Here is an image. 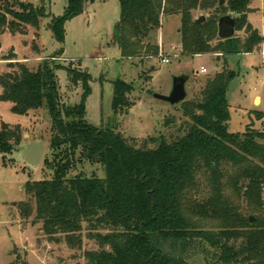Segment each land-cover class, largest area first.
<instances>
[{
    "label": "trees",
    "instance_id": "16d2710c",
    "mask_svg": "<svg viewBox=\"0 0 264 264\" xmlns=\"http://www.w3.org/2000/svg\"><path fill=\"white\" fill-rule=\"evenodd\" d=\"M221 1L120 0L114 44L123 57H157L159 46L152 34L161 28L163 15H177L183 57L249 54L259 49L263 37L248 20L255 0ZM0 3L5 9L0 12V35L7 31L25 35L29 27L39 29L42 20L51 18L48 29L63 45L66 22L84 12L87 0H68L62 17L49 14L45 4ZM14 5L22 10L14 12ZM198 11L210 16L200 23L195 18ZM229 13L240 16L236 31H245L244 41L218 37L219 19ZM213 41H217L215 46ZM62 53L63 49L56 55ZM12 55L4 59L10 61L12 71L0 75V101L12 103V113L21 116L45 107L53 131V160H46L53 177L26 184L28 199L18 205L24 220L34 217V224H41L45 235L64 236L72 250H82L87 225V239L98 249L84 253L86 264H196L197 258L205 264H264V220L251 222L225 196L230 186L250 207L264 205V131L251 127L243 135L229 131L227 93L235 72L226 68L208 77L199 94L181 103L189 121L176 135L139 141L87 121L89 73L66 68L70 82L84 90L79 104L66 106L61 104L55 74L61 65L46 60L33 71ZM113 88L112 108L117 114L131 107L128 95L133 86L117 80ZM257 120H264V112ZM23 137L20 125L3 123L0 155L11 154ZM77 154L101 165L105 179L70 177ZM203 182L209 189L205 200L197 198ZM196 217L219 221L220 228L200 229Z\"/></svg>",
    "mask_w": 264,
    "mask_h": 264
},
{
    "label": "rangeland",
    "instance_id": "374dc122",
    "mask_svg": "<svg viewBox=\"0 0 264 264\" xmlns=\"http://www.w3.org/2000/svg\"><path fill=\"white\" fill-rule=\"evenodd\" d=\"M21 1L35 6L45 4L47 12L56 17L65 16L68 9V0ZM251 9L248 20L263 37L261 47L253 53L183 57L179 34L181 18L163 15L161 28L152 34L159 46V56L127 58L113 41V29L121 15L120 0H87L84 12L66 22L63 45L48 29L51 18L42 20L39 29L29 27L25 35H13L8 31L1 34L0 75L12 71L8 67L10 61L4 60L14 58L12 53L16 55L15 61L33 71L46 60L54 62L62 66L55 72L61 104L74 106L81 102L84 90L81 85L70 82L66 68L87 72L91 76V94L86 100L87 121L98 128L111 127L128 139L141 141L148 137L169 138L189 121L181 103L171 105L155 98L157 94L171 93L175 76H190L186 90L187 99H191L202 91L208 77L227 68L236 73L227 93L229 131L241 135L248 127L264 131V120H257L258 114L264 112V0H255ZM12 10L19 12L22 9L14 5ZM0 12H5L3 4ZM201 16L207 19L210 14L195 12L196 19ZM7 18L13 20L10 15ZM235 37L244 41L248 35L245 31H236ZM211 44L215 46L217 41ZM61 49L62 55H56ZM163 58L169 59L170 63L162 62ZM202 67L206 73L201 72ZM117 80L132 85L133 91L128 95L131 107L115 114L113 83ZM257 96L260 97L255 100ZM12 106V103L0 101V130L3 123L20 125L24 137L11 154L0 155V264H86L84 253L98 249L94 241L87 239V225H84L82 250H72L64 236L50 238L42 232L41 224H34V217L24 220L20 215L18 205L28 199L26 184L53 177L51 166L46 164V160H53L50 150L53 131L51 116L45 107L21 116L12 113ZM33 142L45 144L42 162L35 169L16 160L22 146ZM228 170L233 172L232 168ZM76 175L105 179L106 172L101 165L92 164L77 154L70 177ZM202 186L197 198L205 200L209 189L204 182ZM225 196L240 207V214L255 221L264 220V205L260 209L250 207L244 196H236L230 186L226 188ZM195 221L200 229L217 231L220 228L219 221H202L197 217ZM195 263L205 264L200 258Z\"/></svg>",
    "mask_w": 264,
    "mask_h": 264
},
{
    "label": "water",
    "instance_id": "95a60500",
    "mask_svg": "<svg viewBox=\"0 0 264 264\" xmlns=\"http://www.w3.org/2000/svg\"><path fill=\"white\" fill-rule=\"evenodd\" d=\"M225 0H222L223 4ZM240 16L229 13L219 19L218 22V37L221 40H227L235 37L236 23ZM206 17L201 16L198 22H204ZM189 81V76L180 75L173 78V87L169 95H155V98L171 105H178L187 99L186 85ZM21 152L17 156L16 160L26 163L30 168L35 169L38 167L43 159L45 144L43 142H33L24 144L21 148ZM255 220L251 218V222Z\"/></svg>",
    "mask_w": 264,
    "mask_h": 264
},
{
    "label": "built area",
    "instance_id": "2783aa9c",
    "mask_svg": "<svg viewBox=\"0 0 264 264\" xmlns=\"http://www.w3.org/2000/svg\"><path fill=\"white\" fill-rule=\"evenodd\" d=\"M162 62H164V63H170V60L167 59V58H163V59H162ZM201 72H202V73H206L207 70H206L205 68H201Z\"/></svg>",
    "mask_w": 264,
    "mask_h": 264
},
{
    "label": "crops",
    "instance_id": "0c3cea01",
    "mask_svg": "<svg viewBox=\"0 0 264 264\" xmlns=\"http://www.w3.org/2000/svg\"><path fill=\"white\" fill-rule=\"evenodd\" d=\"M180 47V46H179ZM199 57V56H198ZM202 68H204V67H202ZM258 97H260V96H257L256 98H255V100L258 98ZM258 100V99H257Z\"/></svg>",
    "mask_w": 264,
    "mask_h": 264
}]
</instances>
